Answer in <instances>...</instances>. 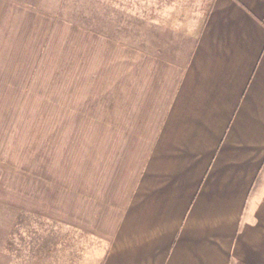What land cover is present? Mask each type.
I'll list each match as a JSON object with an SVG mask.
<instances>
[{
  "label": "crops",
  "instance_id": "1",
  "mask_svg": "<svg viewBox=\"0 0 264 264\" xmlns=\"http://www.w3.org/2000/svg\"><path fill=\"white\" fill-rule=\"evenodd\" d=\"M205 3L0 0V224L47 242L17 264H264V0Z\"/></svg>",
  "mask_w": 264,
  "mask_h": 264
},
{
  "label": "rangeland",
  "instance_id": "2",
  "mask_svg": "<svg viewBox=\"0 0 264 264\" xmlns=\"http://www.w3.org/2000/svg\"><path fill=\"white\" fill-rule=\"evenodd\" d=\"M173 3L184 5V9L179 14L180 18L189 17L185 15L184 11L199 9L203 11L206 8L205 0H171ZM43 4L61 10L63 12L71 14V10L67 9L68 5H82L88 4V8L93 10L94 15L97 11V8L102 10L104 13H108L109 20H111V9L114 11L115 21H117L118 26H127V18L123 15L122 12H119L115 8L118 7L123 10H130L135 12L137 17L144 16V0H43ZM171 4V3H170ZM100 6V7H99ZM114 7V8H113ZM75 16V14L73 13ZM100 16V14H99ZM106 16V15H105ZM104 17V16H103ZM107 18V19H108ZM91 19L94 20V16H91ZM105 18H102V22L108 21ZM123 20V22L121 21ZM140 20V19H138ZM106 24V23H105ZM122 27V28H123ZM126 35V32H122ZM7 106V103L0 102V117L6 116L7 111L3 109ZM12 216L8 217L7 224H0L3 232L0 231V264H17V263H26L31 260L33 255L30 250L32 246L45 245L47 242L46 238H43L40 228L37 227L36 230L31 229L30 222L23 223L17 227L16 223L11 219ZM25 224H29L30 228H26ZM38 229V230H37ZM33 230V231H32ZM2 232V234H1ZM7 234H6V233ZM34 233V234H33ZM7 238V239H6ZM4 247L8 248V254H1V251ZM29 248V249H28Z\"/></svg>",
  "mask_w": 264,
  "mask_h": 264
}]
</instances>
